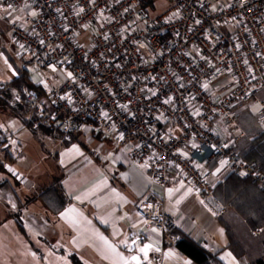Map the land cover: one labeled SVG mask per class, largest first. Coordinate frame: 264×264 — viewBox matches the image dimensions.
I'll return each instance as SVG.
<instances>
[{"label": "built area", "instance_id": "built-area-1", "mask_svg": "<svg viewBox=\"0 0 264 264\" xmlns=\"http://www.w3.org/2000/svg\"><path fill=\"white\" fill-rule=\"evenodd\" d=\"M3 1L25 13L10 28L22 68L62 72L59 83L57 72L40 79L42 99L19 98L24 120L62 140L79 132L128 146L155 184L176 177L217 214L214 189L230 174L264 192V173L236 150L240 113L264 131V0ZM134 213L176 246L177 218L158 195Z\"/></svg>", "mask_w": 264, "mask_h": 264}, {"label": "rangeland", "instance_id": "rangeland-1", "mask_svg": "<svg viewBox=\"0 0 264 264\" xmlns=\"http://www.w3.org/2000/svg\"><path fill=\"white\" fill-rule=\"evenodd\" d=\"M0 12L7 15L11 25L25 14L10 8ZM26 68L36 85L44 76L54 72L59 77L55 82L62 80L61 70L53 71V68L38 63H28ZM19 98L16 90H11L9 97H4L9 105H3L0 97V161L6 169L0 171V264H75L74 259L92 264L83 253L72 247L75 231L82 232L72 217V211L68 217L64 216L69 222L65 223L63 214L55 215L48 211L39 195L56 180L60 179L61 183L62 178L64 183L71 181L84 190L86 179L99 178L101 172L120 184L117 159L114 161L105 155L107 151L115 153L119 150L111 140L99 142L85 135H81L72 146L66 145L63 137L46 134L37 129L36 124L35 128L27 126L23 122ZM216 123L222 126L219 119ZM220 131L225 137L230 135V129L223 127ZM89 136L93 138L95 135ZM8 147L16 159L9 155ZM82 151L91 152L88 155L94 162H85L87 158L80 155ZM10 157L13 160L10 161ZM47 191L46 198H56L54 191ZM77 206L73 204L74 208ZM18 221L27 236L18 229ZM93 256L98 260L94 264L107 263L105 257ZM110 258L116 261V257Z\"/></svg>", "mask_w": 264, "mask_h": 264}, {"label": "crops", "instance_id": "crops-1", "mask_svg": "<svg viewBox=\"0 0 264 264\" xmlns=\"http://www.w3.org/2000/svg\"><path fill=\"white\" fill-rule=\"evenodd\" d=\"M6 9L4 1L0 0V11ZM1 13L0 35L3 37V49L0 52V84H7L19 75L24 59L15 54L10 39L11 24L8 23L7 15ZM244 112L252 115L249 111ZM87 137L97 140L95 137ZM105 140L111 139L105 137L98 141ZM5 145L7 147V142ZM116 147L119 152L107 151L105 155L114 161L117 159L120 184L117 185L116 179L107 178V174L102 172L99 178L86 179L83 183L84 190L71 181L64 183L63 178L61 180L66 204L58 215L63 214L65 223H69L64 216L68 217L72 211V217L82 231H75L72 247L83 253L92 264L98 261L93 258V254L108 259L106 264H198L181 254L176 246L166 245L162 234L134 213L136 205L142 199L156 194L162 199L165 212L177 218L176 230L216 257L217 261L212 264H249L246 257L237 258L228 249L227 234L218 221L221 212L217 214L211 211L201 199L194 196L190 187L181 185L176 177L165 188L158 186L133 161L128 146ZM7 151L16 159L10 147ZM88 154L87 151L80 153L87 158L85 162L93 163L94 160L89 156L92 153ZM69 163L72 165V160ZM74 203L78 205L77 208L73 207ZM146 245L148 247L145 253L141 249ZM133 256L137 257L136 261L131 259ZM110 257H116V261Z\"/></svg>", "mask_w": 264, "mask_h": 264}, {"label": "trees", "instance_id": "trees-1", "mask_svg": "<svg viewBox=\"0 0 264 264\" xmlns=\"http://www.w3.org/2000/svg\"><path fill=\"white\" fill-rule=\"evenodd\" d=\"M148 2L151 3L150 0H140L141 6ZM11 90H16L23 101H27L28 94L34 98L42 99L43 97L41 87L32 82L30 72L26 67L20 69L19 75L9 83L0 84L3 105H9L4 97H9ZM259 97L264 99V89L259 92ZM23 122L27 126L35 128V118ZM238 123L244 132V136L237 142L236 150L246 160L256 162L264 173V131H261L255 118L248 112L240 113ZM36 128L49 135L61 136L60 132L43 123L37 124ZM81 135L79 132H71L69 139H64V144L70 145L76 142ZM94 137L97 140L105 139L100 134ZM9 160L13 159L10 157ZM4 170H6L4 164L0 161V171ZM47 190L54 191L56 198H46ZM39 197L43 198L46 209L55 215H58L66 204L60 179L44 189ZM214 197L225 207L218 215V221L227 234L228 249L237 258L246 257L249 264H264V192L249 178H239L230 174L216 186ZM17 227L23 235L27 236L26 230L19 221ZM256 230H260V232L255 233ZM174 233L178 236L176 247L181 254L193 259L198 264H212L213 261H217L216 257L207 253L187 235L176 229ZM74 263L83 264L78 259H74Z\"/></svg>", "mask_w": 264, "mask_h": 264}, {"label": "snow or ice", "instance_id": "snow-or-ice-1", "mask_svg": "<svg viewBox=\"0 0 264 264\" xmlns=\"http://www.w3.org/2000/svg\"><path fill=\"white\" fill-rule=\"evenodd\" d=\"M33 15H34V13H33ZM53 71H55V68H53ZM69 75H71V74L69 73ZM147 247L148 246L146 245L145 248L141 249V251L146 253ZM131 259L133 261H136L137 260V257L133 256V257H131Z\"/></svg>", "mask_w": 264, "mask_h": 264}]
</instances>
